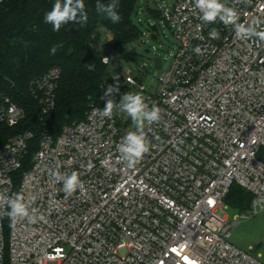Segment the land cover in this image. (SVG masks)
<instances>
[{"label":"built area","instance_id":"2783aa9c","mask_svg":"<svg viewBox=\"0 0 264 264\" xmlns=\"http://www.w3.org/2000/svg\"><path fill=\"white\" fill-rule=\"evenodd\" d=\"M222 2L240 12L241 22L264 20V0ZM157 8L178 49L155 89L122 55L103 53L111 31L99 25L89 38L103 63L121 70L117 104L126 93H140L149 108L161 109L160 122L144 129L150 151L127 168L118 145L135 126L115 109L111 119L101 116L104 106L54 136L49 125L63 70L56 66L34 79L41 122L36 151L18 177L36 135L24 131L0 145V193L23 194L29 212L44 220L13 222L7 206L0 208V264H264L230 242L247 216L231 221L224 202L233 184L255 200L264 197V44L237 39L219 20L202 22L189 0ZM213 28L219 39L209 36ZM25 119V110L0 91V127ZM57 167L77 172L86 191L67 196L50 176ZM262 211L252 205V215Z\"/></svg>","mask_w":264,"mask_h":264},{"label":"trees","instance_id":"16d2710c","mask_svg":"<svg viewBox=\"0 0 264 264\" xmlns=\"http://www.w3.org/2000/svg\"><path fill=\"white\" fill-rule=\"evenodd\" d=\"M108 4L112 0H99ZM55 0H8L0 4V91L12 98L26 112V119L17 127H0V145L18 133L31 131L36 138L30 142L24 167L16 173L20 177L30 165L36 151L41 129L40 105L31 91V82L45 75L51 68L60 67L62 78L57 90L56 107L49 125L58 136L65 125L81 122L94 106H105L108 99L119 95L123 78L120 69H112L103 63L101 56L89 46V38L99 25L112 32L113 40L105 42L104 54L118 53L127 58L126 47L141 38V31L133 22V15L146 8L141 0H117L119 23L113 24L95 10L97 0H84L88 22L77 25V33H71L68 24L56 32L44 22ZM147 7V6H146ZM150 16L162 19L159 9L147 7ZM157 31L156 25L152 27ZM53 45L58 47L50 54ZM109 86L116 90L105 93ZM254 196L237 184H233L224 199L227 206L241 214L251 210ZM8 263V259L5 260Z\"/></svg>","mask_w":264,"mask_h":264},{"label":"clouds","instance_id":"9594fccd","mask_svg":"<svg viewBox=\"0 0 264 264\" xmlns=\"http://www.w3.org/2000/svg\"><path fill=\"white\" fill-rule=\"evenodd\" d=\"M192 4L191 12L196 14L204 23H215L219 20L225 26H231L235 37L239 40L248 41L255 38L260 44H264V20L252 18L248 21H240V12L234 7H228L222 0H189ZM84 0H55L50 11L44 15V22L52 25V30L58 32L63 24L68 21H76L77 24L84 25L88 22V13L85 10ZM117 0H112L108 4L100 3L97 0L95 10L97 13L104 15L113 24L121 21L118 11ZM247 15V13H245ZM213 39H219L220 33L216 28L209 32ZM62 45H53L50 54L55 55L58 47ZM194 52L201 53L199 46L194 48ZM105 57L104 61L107 62ZM116 89L109 86L105 95H110ZM114 109L117 112L127 114L131 118L135 131H129L124 136L122 142L118 145V151L121 160L127 168L131 169L138 165L145 154L150 151V141L145 135L144 129L146 124L159 123L161 120V109L158 106L151 108L145 103L144 97L140 93H126L122 96L119 104L114 100L108 99L105 106L100 110V115L111 119ZM50 176L56 182L63 183V191L67 196H71L78 189L83 194L86 189L84 183L80 180L79 174L73 171L70 175L59 171V168L50 171ZM253 208L264 206V197L253 200ZM7 206L4 213L7 217L15 222L18 218L27 217L32 223L37 220H44V216H37L35 210L29 212L28 205L24 202V196L21 193H15L11 197L0 193V208Z\"/></svg>","mask_w":264,"mask_h":264},{"label":"rangeland","instance_id":"374dc122","mask_svg":"<svg viewBox=\"0 0 264 264\" xmlns=\"http://www.w3.org/2000/svg\"><path fill=\"white\" fill-rule=\"evenodd\" d=\"M175 0H141L142 8L133 15V22L141 31V38L126 47L127 58L125 66L137 68L138 77L148 89L156 88V78L166 73L172 66L178 49V44L172 30L166 25L163 19H155L148 13L147 7L156 9L159 4L164 8H170ZM147 6V7H146ZM157 31L153 30V26ZM158 57L162 60L160 69L154 67V59ZM225 213L231 221L236 220V216L243 214L228 206ZM247 218L240 219L241 224L236 226L230 242L238 249L249 253L254 257H259L264 262V212L252 215L251 210L244 213Z\"/></svg>","mask_w":264,"mask_h":264},{"label":"water","instance_id":"95a60500","mask_svg":"<svg viewBox=\"0 0 264 264\" xmlns=\"http://www.w3.org/2000/svg\"><path fill=\"white\" fill-rule=\"evenodd\" d=\"M68 26H69V29H70V31H71V33H73V34H76L77 33V31H78V29H77V22L76 21H68ZM161 59L160 58H158V57H156L155 59H154V67L156 68V69H160L161 68Z\"/></svg>","mask_w":264,"mask_h":264},{"label":"crops","instance_id":"0c3cea01","mask_svg":"<svg viewBox=\"0 0 264 264\" xmlns=\"http://www.w3.org/2000/svg\"><path fill=\"white\" fill-rule=\"evenodd\" d=\"M158 9V8H157Z\"/></svg>","mask_w":264,"mask_h":264}]
</instances>
